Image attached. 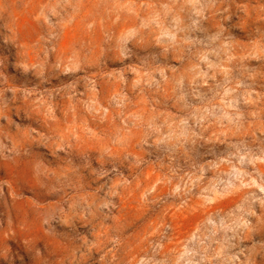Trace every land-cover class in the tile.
Listing matches in <instances>:
<instances>
[{"label": "rangeland", "instance_id": "374dc122", "mask_svg": "<svg viewBox=\"0 0 264 264\" xmlns=\"http://www.w3.org/2000/svg\"><path fill=\"white\" fill-rule=\"evenodd\" d=\"M0 264H264V0H0Z\"/></svg>", "mask_w": 264, "mask_h": 264}]
</instances>
